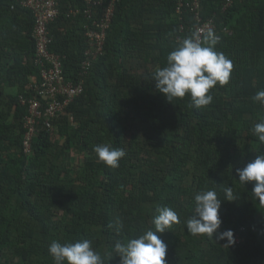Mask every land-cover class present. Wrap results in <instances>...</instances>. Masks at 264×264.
<instances>
[{"label": "trees", "instance_id": "1", "mask_svg": "<svg viewBox=\"0 0 264 264\" xmlns=\"http://www.w3.org/2000/svg\"><path fill=\"white\" fill-rule=\"evenodd\" d=\"M57 1L48 51L59 57L65 81L83 82L84 90L57 119L36 120L28 154L30 114L21 101L37 99L30 82H40L42 69L34 19L21 0H0V264H53L52 240L83 239L92 240L104 264H120L114 245L154 231L161 206L180 216L158 233L167 245L165 264H264V206L252 196L254 182L242 186L236 173L264 151L251 132L264 116L251 100L264 89V0H120L103 55L82 77L86 32L100 31L93 20L106 22L108 0L93 20L83 15V0ZM195 1L201 23L190 6ZM206 20L233 70L228 85L212 90V103L196 110L188 96L169 102L153 73ZM102 143L125 150L119 167L97 161L93 147ZM225 186L236 201L224 200ZM207 189L221 199L219 231L233 230V246L187 231L192 196Z\"/></svg>", "mask_w": 264, "mask_h": 264}, {"label": "clouds", "instance_id": "2", "mask_svg": "<svg viewBox=\"0 0 264 264\" xmlns=\"http://www.w3.org/2000/svg\"><path fill=\"white\" fill-rule=\"evenodd\" d=\"M207 21L211 20L203 23ZM219 42L220 37L211 28L185 37L166 55L163 66L157 67L153 73L158 92L163 94L169 102L188 96L191 101L190 107L196 110L209 106L214 99L212 90L218 85L221 87L228 85L233 70L232 60L216 49ZM89 49L90 45L87 50ZM102 55L103 53L91 62L97 61ZM85 60L84 54L82 68ZM84 72L86 73V70L81 72L83 76H85ZM251 100L264 108V89L256 91L251 96ZM251 132L259 144L264 145V116L252 126ZM93 152L98 162L113 169L119 167V161L126 155L123 148H114L107 143L95 145ZM236 173L242 186L246 182H254L252 196L258 200V204L264 206V151L259 152L255 159L244 167L237 168ZM223 193L224 200L236 201L237 196L233 187L225 186ZM192 204L193 214L185 221L187 231L191 235H199L212 241L213 238L216 241H226L224 246L227 248L236 243L233 230L219 231L222 223L219 216L221 199L215 189L195 192L192 196ZM156 213L152 218L154 231L149 229L134 239L126 242L118 241L114 245V251L120 257V264H165L167 245L158 233H164L180 223V216L174 208L169 206L158 207ZM48 254L53 264H104V259L94 249L90 239L64 243L52 240L48 246Z\"/></svg>", "mask_w": 264, "mask_h": 264}, {"label": "built area", "instance_id": "3", "mask_svg": "<svg viewBox=\"0 0 264 264\" xmlns=\"http://www.w3.org/2000/svg\"><path fill=\"white\" fill-rule=\"evenodd\" d=\"M21 4L24 8L29 10L34 18L35 26L33 30V39L35 41L36 51V65L42 69L40 71V82L38 83L35 78H32L30 82V88L38 95L37 99L32 100L22 99V105H28L30 116L26 119L25 128L28 130L24 141L25 152L31 153V137L35 133V125L37 119L42 115L48 117L50 120L57 119L62 115L65 109L71 104L74 98L83 93V82L73 85L66 82L62 76L61 62L58 56H55L48 51V44L50 42L48 35V25L53 22L59 15V6L57 0H21ZM86 8L83 11V15L87 20H93L94 15L97 12V8L104 7L106 0H83ZM120 0H108L105 6L106 22H99L93 20V25L100 29V31L93 32L89 30L88 38L90 49L85 53L86 60L83 62V70H87L91 67V61L95 60L97 56L101 55L103 43L105 39V32L108 28V23L111 19L112 12L116 3ZM192 11L195 12V19L198 23H201L199 15L200 7L197 1L193 6L190 5ZM80 13L79 11L73 12V14ZM72 14V13H70ZM213 29V22L203 23L199 32L206 31L207 29ZM48 64L49 68H45ZM81 77L83 74L80 75ZM44 102L46 107H43Z\"/></svg>", "mask_w": 264, "mask_h": 264}, {"label": "rangeland", "instance_id": "4", "mask_svg": "<svg viewBox=\"0 0 264 264\" xmlns=\"http://www.w3.org/2000/svg\"><path fill=\"white\" fill-rule=\"evenodd\" d=\"M75 158V157H74ZM75 161L77 160L76 158L74 159Z\"/></svg>", "mask_w": 264, "mask_h": 264}]
</instances>
